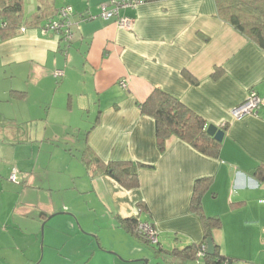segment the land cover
I'll return each instance as SVG.
<instances>
[{
	"label": "crops",
	"instance_id": "obj_1",
	"mask_svg": "<svg viewBox=\"0 0 264 264\" xmlns=\"http://www.w3.org/2000/svg\"><path fill=\"white\" fill-rule=\"evenodd\" d=\"M112 1L120 3L117 16L128 20V28L116 18L101 17V6L111 8ZM126 1L25 0L22 20L39 6L51 13L70 6L72 34L66 45L55 32H43L48 21L43 20L41 27L21 24L13 36L0 37V145L11 150L10 158L0 160L19 163L18 145L31 134L46 133L50 140H64L69 164L77 159L84 167L80 185L99 202L110 241L101 233L103 243L98 235L96 244L87 242L93 232L84 230L66 255L75 264L141 262L143 241L122 228L117 216L149 219L158 240L163 233L174 235L172 246L201 242L202 222L188 204L194 180L204 176H210V185L202 196L203 211L220 220L211 231L214 246L231 259L229 264H264V169L259 168H264V104L255 113L231 115L251 89L264 100V49L221 17L215 0L123 5ZM56 70L63 75L55 76ZM155 89L178 98L207 124L227 123L218 157L201 154L176 137L159 150L154 119L139 108ZM27 122L32 130L22 127ZM12 123L21 124L24 140L17 141L19 130ZM84 150L90 159L137 165L138 186L124 189L108 174L91 175L95 163L85 166ZM29 166L20 165V171ZM83 173L74 176L82 179ZM1 176L0 264H43L39 253L20 261L8 252L9 233L14 244L23 238L31 244L38 242V232L8 223L3 198L16 196V190L10 183L8 191ZM137 201L147 209L139 213ZM41 210L46 218L48 211ZM61 257L54 264H62ZM158 257L163 259L162 253Z\"/></svg>",
	"mask_w": 264,
	"mask_h": 264
},
{
	"label": "rangeland",
	"instance_id": "obj_2",
	"mask_svg": "<svg viewBox=\"0 0 264 264\" xmlns=\"http://www.w3.org/2000/svg\"><path fill=\"white\" fill-rule=\"evenodd\" d=\"M44 125V123H41V128ZM47 126L49 127L50 124ZM22 127L32 130V124L28 122L23 123ZM30 138L22 145H18L16 157L19 163L12 162L10 167L3 160H0V173L2 175L1 181L6 189L10 191L11 184H14L13 188L16 190V196L7 194L8 198L5 200L3 198L4 207L10 219L8 223L12 227V224L17 222L23 229L28 226L34 228L38 232V242L32 240L30 244L28 239L23 238L14 244L11 238L12 234L9 233L7 238L9 243L8 252L18 254L20 261L31 259L33 257L32 253H34V256L39 253L38 261L43 264L47 263L46 258L54 264V261L60 259L63 254L61 257L62 264H75L74 259L72 262L66 256L69 247L72 248L76 241L75 237L81 236V233H84V230L88 231V228H92L93 233L88 231L91 237L87 239V242L96 244L99 240L97 241L95 235L100 237L101 233L105 237L106 234L103 233L104 213L99 202L94 201L92 193L80 185V182L85 180L84 171H82L84 167L77 159L70 161V164H74V168L73 165L69 164L66 152L63 151L64 145H66L64 140H50L47 138L46 133L44 136H39V134L36 136L34 133L31 134ZM0 149V157L10 158V149L1 145ZM22 164L30 165L29 170L21 172L20 165ZM8 167H10L9 170ZM12 169L15 170V175L11 179ZM81 172L83 173L82 179L74 176L79 174L81 176ZM9 201L13 204L12 208L6 206ZM41 209L48 211L46 218L42 217L41 212L43 210ZM7 229L8 231L11 230L8 227ZM173 239V234L163 233L159 236L158 241L162 245V251L173 247ZM106 240L110 241V237H105V242ZM100 243H103L102 237H100ZM141 244V247L144 248V257L140 258L141 262H135V264L142 263L143 260H147V263L150 262V264H169L158 257L161 253L158 252L160 248L158 243L145 244L141 242ZM43 253L45 259H43ZM28 254L32 255L28 256ZM162 255L164 256L165 253L162 252ZM176 263L179 264V262ZM187 264H203V259H196L194 262L189 261Z\"/></svg>",
	"mask_w": 264,
	"mask_h": 264
},
{
	"label": "trees",
	"instance_id": "obj_3",
	"mask_svg": "<svg viewBox=\"0 0 264 264\" xmlns=\"http://www.w3.org/2000/svg\"><path fill=\"white\" fill-rule=\"evenodd\" d=\"M217 4L218 14L228 20L235 28L245 33L253 39L261 48L264 49V0H215ZM25 0H0V37L8 38L16 34L21 24L26 27L45 25L43 20L50 21L57 13L46 11L42 6L29 12L22 20L24 13ZM47 21V22H48ZM58 39L64 44H68L70 39L64 38L65 32L61 29L58 31ZM16 96L22 95V92L14 91ZM141 112L153 117L155 123V137L159 150H163L165 142L170 137H176L187 143L197 152L210 156L218 157L221 142L214 139L213 136L206 132L207 123L202 116L197 114L183 104L175 96L160 90L155 89L148 98L139 104ZM12 123L11 127L19 130L17 133V141L25 139V134L22 131L21 124ZM227 123L222 125L225 129ZM87 150H84L81 160L90 169L92 161L95 163V169L91 175L98 173L108 174L124 189H132L138 186L137 165L124 161H108L102 162L96 156L92 159L87 155ZM264 169L263 167H259ZM87 169V170H88ZM260 169L256 170V173ZM210 185V176L200 177L194 180L192 191L189 198L188 207L191 212L196 214L203 225L204 233L201 242H191L182 246L174 245L169 250L164 252L163 259L169 264H179L184 262H194L196 259H203V264H229L231 259L222 255L217 247L214 246V253L208 254L206 251L202 257L197 256V250L201 245H206L205 240L211 237L213 228L220 226V220L217 216H208L203 211L202 196ZM136 207L138 212L147 209L146 204L137 201ZM118 224L127 232L133 233L140 238L135 229L140 221H148L149 219L140 220L136 216L119 217L117 216ZM153 223V222H151ZM140 240H142L140 238ZM143 243L148 244L144 240Z\"/></svg>",
	"mask_w": 264,
	"mask_h": 264
},
{
	"label": "built area",
	"instance_id": "obj_4",
	"mask_svg": "<svg viewBox=\"0 0 264 264\" xmlns=\"http://www.w3.org/2000/svg\"><path fill=\"white\" fill-rule=\"evenodd\" d=\"M111 3L112 5H114L111 8H108L106 4L101 6V13H100L101 17L105 19L116 18V22L120 27L128 28L129 27L128 20L126 18H120L117 16V8L120 5V3L115 4V2L113 1ZM134 4H135L134 0L123 2V5H134ZM70 14H71L70 6L68 7L65 6L60 8L57 12V17L52 18L42 27L43 32L53 31L57 34L59 33L58 31L62 29L66 35L64 38H66L68 42L72 34L69 28ZM54 75L60 77L63 75V72L62 70H56L54 72ZM119 84L122 87H125L126 81L122 79L119 81ZM263 104H264V100L260 96H258L254 90L251 89L248 93L246 100L231 110V115L234 118H239L252 112L255 113L257 109ZM222 125L223 124H221V126ZM14 175H15V170H13V172L11 173V179L14 178ZM135 233L148 244L158 243L157 230L151 222L140 221L135 229ZM205 251H206V246L203 244L197 250V256L202 257Z\"/></svg>",
	"mask_w": 264,
	"mask_h": 264
},
{
	"label": "water",
	"instance_id": "obj_5",
	"mask_svg": "<svg viewBox=\"0 0 264 264\" xmlns=\"http://www.w3.org/2000/svg\"><path fill=\"white\" fill-rule=\"evenodd\" d=\"M206 132L213 136L215 140L221 142L225 133V129L222 128L221 125H216V124H212L209 123L207 124L206 127ZM205 246H206V252L208 254H213L214 253V244H213V240L211 237L206 238L205 240ZM143 262H146V260H143Z\"/></svg>",
	"mask_w": 264,
	"mask_h": 264
}]
</instances>
